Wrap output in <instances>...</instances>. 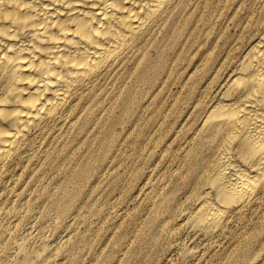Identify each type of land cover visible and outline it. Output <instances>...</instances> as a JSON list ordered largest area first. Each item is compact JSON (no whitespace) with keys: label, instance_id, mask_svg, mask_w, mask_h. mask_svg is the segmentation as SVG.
I'll return each instance as SVG.
<instances>
[{"label":"rangeland","instance_id":"1","mask_svg":"<svg viewBox=\"0 0 264 264\" xmlns=\"http://www.w3.org/2000/svg\"><path fill=\"white\" fill-rule=\"evenodd\" d=\"M261 22L262 0L177 4L91 107L2 169L0 264L18 261V244L56 264H264V197L213 239L182 228L202 179L194 122Z\"/></svg>","mask_w":264,"mask_h":264},{"label":"bare ground","instance_id":"2","mask_svg":"<svg viewBox=\"0 0 264 264\" xmlns=\"http://www.w3.org/2000/svg\"><path fill=\"white\" fill-rule=\"evenodd\" d=\"M183 2L0 0V172L25 158L49 130L91 107L101 83ZM194 129L189 156L197 158L190 170L201 171L202 179L195 178L199 185L182 228L210 240L264 197V31L218 85ZM17 255L15 264L57 260L50 249L28 252L22 244Z\"/></svg>","mask_w":264,"mask_h":264}]
</instances>
